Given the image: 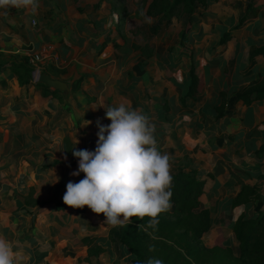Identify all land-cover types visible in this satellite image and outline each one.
<instances>
[{
	"label": "crops",
	"instance_id": "obj_1",
	"mask_svg": "<svg viewBox=\"0 0 264 264\" xmlns=\"http://www.w3.org/2000/svg\"><path fill=\"white\" fill-rule=\"evenodd\" d=\"M207 1V8L196 5L185 45L181 35L166 44L157 39L150 52L132 32L111 29L112 16L95 13L90 0H39L35 14L0 9V238L15 264H133L120 242L130 221L114 227L103 214L63 203L67 183L84 178L72 175L78 171L72 150L94 152L97 120L111 123L104 107L121 103L155 125L171 177L183 169L205 180L201 208L213 212V224L204 244L237 247L233 223L264 207V201L232 206L244 185L264 192V100L247 106L236 97L264 79V57L251 59L264 46V0L258 17L225 44L251 0ZM34 53L44 58L23 85L13 57ZM41 74L65 84L64 91L40 82ZM224 93L228 103L218 118ZM173 211L171 203L163 214Z\"/></svg>",
	"mask_w": 264,
	"mask_h": 264
},
{
	"label": "trees",
	"instance_id": "obj_2",
	"mask_svg": "<svg viewBox=\"0 0 264 264\" xmlns=\"http://www.w3.org/2000/svg\"><path fill=\"white\" fill-rule=\"evenodd\" d=\"M196 5L208 7L207 0H151L148 5L149 16H159L157 31L163 22L187 14L188 26L182 31L180 44H186L191 29L190 23ZM99 8L95 5L94 10ZM261 6L258 0H251L245 13L239 19L233 32L226 33L222 44L234 38V32L249 21L258 17ZM94 25H97L94 23ZM116 41V38L114 39ZM106 41L105 43L107 44ZM115 44V43H114ZM105 46V45H104ZM264 57V46L257 48L251 59ZM13 72L21 84H28L33 79V67L29 57H13L11 63ZM195 67L192 66L191 76L196 83ZM82 79L76 84L79 87ZM47 88V87H46ZM237 100L249 106L264 100V79L259 84L244 92L236 94ZM227 96L224 93L221 105L217 108L218 118H222L227 107ZM259 152L264 153V144ZM205 180L196 171L185 172L179 169L172 177L170 198L174 205L173 213L159 214L152 224L151 218H131L121 230L120 242L132 255L133 264H147L150 258L159 259L162 264H264V207L258 212L246 213L239 217L232 226L237 240V247L217 245L209 248L203 238L212 227L213 212L201 208V196L205 191ZM263 191L258 186L244 185L233 200L234 208L264 201ZM86 243L93 240L87 239ZM99 252H90V256Z\"/></svg>",
	"mask_w": 264,
	"mask_h": 264
},
{
	"label": "clouds",
	"instance_id": "obj_3",
	"mask_svg": "<svg viewBox=\"0 0 264 264\" xmlns=\"http://www.w3.org/2000/svg\"><path fill=\"white\" fill-rule=\"evenodd\" d=\"M38 7L39 0H0V9L25 8L35 14ZM104 108L111 123L97 120L95 151L72 150L78 160V171L72 175L83 173L84 178L67 183L63 203L103 214L105 223L114 227L133 217H149L155 225V218L171 208V158L158 150L155 125L142 110L124 103ZM0 264H15V253L4 238H0ZM147 264L162 261L150 258Z\"/></svg>",
	"mask_w": 264,
	"mask_h": 264
},
{
	"label": "rangeland",
	"instance_id": "obj_4",
	"mask_svg": "<svg viewBox=\"0 0 264 264\" xmlns=\"http://www.w3.org/2000/svg\"><path fill=\"white\" fill-rule=\"evenodd\" d=\"M90 2H94L92 4L93 10L95 5L99 4V8L94 10L95 13L112 16L111 29L120 34L132 32L133 35L131 36H133L135 43L142 47L144 52H150L151 43L157 39L163 44L169 43L171 39L175 42L182 33H180L181 28L178 25L181 23L184 25V17L187 15L182 14L175 17L174 20L163 22L156 31L155 26L158 24L159 16L147 14L151 0H90ZM159 33L163 35V38L161 36L156 38Z\"/></svg>",
	"mask_w": 264,
	"mask_h": 264
},
{
	"label": "water",
	"instance_id": "obj_5",
	"mask_svg": "<svg viewBox=\"0 0 264 264\" xmlns=\"http://www.w3.org/2000/svg\"><path fill=\"white\" fill-rule=\"evenodd\" d=\"M38 80L44 84H46L47 86L54 88L58 91H64L65 88V84H63L60 81H55L52 80L48 75L46 74H41L38 78Z\"/></svg>",
	"mask_w": 264,
	"mask_h": 264
},
{
	"label": "built area",
	"instance_id": "obj_6",
	"mask_svg": "<svg viewBox=\"0 0 264 264\" xmlns=\"http://www.w3.org/2000/svg\"><path fill=\"white\" fill-rule=\"evenodd\" d=\"M43 54L40 53H34L29 56V62L33 67H37L38 63H40L43 60Z\"/></svg>",
	"mask_w": 264,
	"mask_h": 264
}]
</instances>
